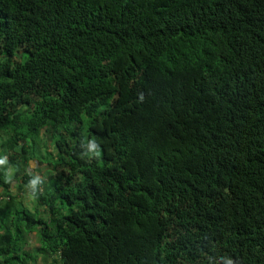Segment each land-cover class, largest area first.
I'll return each mask as SVG.
<instances>
[{
    "label": "trees",
    "instance_id": "1",
    "mask_svg": "<svg viewBox=\"0 0 264 264\" xmlns=\"http://www.w3.org/2000/svg\"><path fill=\"white\" fill-rule=\"evenodd\" d=\"M0 148V264H264V0H0Z\"/></svg>",
    "mask_w": 264,
    "mask_h": 264
},
{
    "label": "rangeland",
    "instance_id": "2",
    "mask_svg": "<svg viewBox=\"0 0 264 264\" xmlns=\"http://www.w3.org/2000/svg\"><path fill=\"white\" fill-rule=\"evenodd\" d=\"M36 143H35V156H37L39 153L41 154L43 151V145H42V141L45 142L46 146L48 149L51 148L50 145V140L48 139L46 133L44 132L43 129H41L36 137ZM19 144H24V145H29L30 141L28 140V138H24L23 140L19 141ZM4 153L3 149L0 148V160L2 158L6 159V154L2 156V154ZM13 154V156L15 157L14 159L19 161L20 157L18 155H16L15 152L11 153ZM14 167L13 166H9L7 167V175L9 176V178L11 179V190L12 191H17L19 190L17 188V183L18 181L12 177H10L12 175ZM46 167H44L42 164H39L35 157L33 158H29L27 161V167L25 168V170H23L22 172H28L30 174H32L35 178L40 179V180H47L45 173L47 171H45ZM47 184V183H46ZM32 186L31 185H24V190L21 191L20 194V199L22 200L23 203H25L26 207H29V203L32 200V197L30 196V191H29V187ZM43 189H48V186H45ZM38 243L36 241V235L34 233L28 234L27 236V244H24L25 249L31 251V249L35 246H37ZM39 255L36 256V261L35 262H30V264H58L57 262L53 261V258L51 256H43L42 254H40V252L38 253ZM19 256H22L19 253ZM18 264V262H17Z\"/></svg>",
    "mask_w": 264,
    "mask_h": 264
}]
</instances>
